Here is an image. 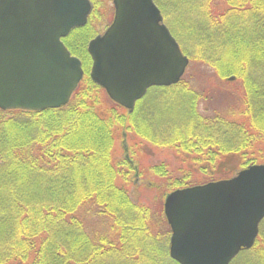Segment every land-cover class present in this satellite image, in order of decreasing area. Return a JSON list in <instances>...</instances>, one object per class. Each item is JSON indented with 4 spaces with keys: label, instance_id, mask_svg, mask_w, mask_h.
<instances>
[{
    "label": "trees",
    "instance_id": "obj_1",
    "mask_svg": "<svg viewBox=\"0 0 264 264\" xmlns=\"http://www.w3.org/2000/svg\"><path fill=\"white\" fill-rule=\"evenodd\" d=\"M90 1L86 25L62 39L81 61L84 87L59 108L0 110V264H177L168 255L162 204L135 203L116 183V124L205 161L199 182L187 174L165 180L154 167L163 197L232 177L237 171L219 169L227 158L240 157L239 170L264 164V0H154L191 62L239 84L226 99L219 95L220 103L232 99L227 115L201 113L199 95L181 79L149 89L132 113L107 118L98 113L95 96L103 89L89 78L87 53L106 18L101 0ZM230 264H264V219L254 245Z\"/></svg>",
    "mask_w": 264,
    "mask_h": 264
},
{
    "label": "water",
    "instance_id": "obj_2",
    "mask_svg": "<svg viewBox=\"0 0 264 264\" xmlns=\"http://www.w3.org/2000/svg\"><path fill=\"white\" fill-rule=\"evenodd\" d=\"M113 19L87 44L89 77L131 113L151 87L177 84L184 55L154 0H111ZM89 0H0V110L68 103L83 77L62 42L86 24ZM168 255L177 264H230L250 249L264 219V164L227 179L178 188L164 199Z\"/></svg>",
    "mask_w": 264,
    "mask_h": 264
},
{
    "label": "rangeland",
    "instance_id": "obj_3",
    "mask_svg": "<svg viewBox=\"0 0 264 264\" xmlns=\"http://www.w3.org/2000/svg\"><path fill=\"white\" fill-rule=\"evenodd\" d=\"M99 12L102 17L106 18H103L104 20L101 22V24L103 23V28L100 33H102L113 19L114 10L111 0H101L99 3ZM184 16H186L185 12ZM163 21L168 27L172 22V18L168 17ZM101 24H96L94 27ZM182 79L186 80L190 88L199 95V101L201 102L198 105V110L207 115L211 114L213 111H221L225 114V110L231 104L232 99L228 98L229 100L226 102L220 103L219 95H222L221 97L226 99L227 93H229L228 91H230L232 87L239 86L237 83L229 81L224 82L218 79L213 70L196 65L191 61ZM79 87L83 88L84 83H80ZM239 94L240 93L236 92V97H238ZM95 101L97 102L99 116L102 118H107L111 112L117 114H124L126 112L124 108L112 102L104 91L97 93ZM113 131L114 146L112 151V163L120 172L116 183L127 189L130 198L135 203L148 205L152 203L155 205L161 203L163 208L165 196L171 191L166 193L164 197L160 195L162 177L155 174L157 170H155L154 167H156L160 173L162 172V176L165 180L169 177H171L170 179H180L184 174H187L189 181L199 182L204 180L207 176L201 169L206 165L205 161H202L200 158L196 157V155H189L173 146H156L149 143L137 136L131 124L127 122L123 127L118 124L114 125ZM125 159L131 161V163L129 164ZM227 159L228 161H225L219 169H232L238 172L237 163L240 161V157H231ZM123 176L126 180H123ZM157 183L159 189L156 187L154 189V184Z\"/></svg>",
    "mask_w": 264,
    "mask_h": 264
}]
</instances>
